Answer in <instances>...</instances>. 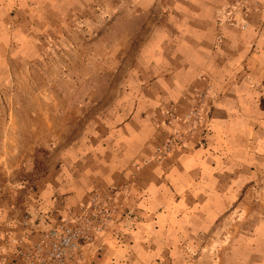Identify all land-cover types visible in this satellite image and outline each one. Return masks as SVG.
<instances>
[{
  "label": "crops",
  "instance_id": "0c3cea01",
  "mask_svg": "<svg viewBox=\"0 0 264 264\" xmlns=\"http://www.w3.org/2000/svg\"><path fill=\"white\" fill-rule=\"evenodd\" d=\"M45 1L11 2L7 32L29 38L23 15ZM100 1L110 4L63 0L54 32L69 46V94L62 80L49 94L5 80L0 223L18 237L30 213L45 229L92 190L116 186L127 218L83 264H264V0L244 29L241 13L228 21L236 0H135V14L115 16L117 32L91 9ZM99 71L116 78L101 84ZM200 91L205 136L200 128L185 148L152 159L164 110H187ZM9 229L0 226V264L14 258Z\"/></svg>",
  "mask_w": 264,
  "mask_h": 264
},
{
  "label": "built area",
  "instance_id": "2783aa9c",
  "mask_svg": "<svg viewBox=\"0 0 264 264\" xmlns=\"http://www.w3.org/2000/svg\"><path fill=\"white\" fill-rule=\"evenodd\" d=\"M255 1H234L228 8L229 23L238 22L237 16L243 15L239 25L246 28ZM206 95V91L198 92L187 110L180 111L176 102L164 110L166 118L158 123V127L166 131V137L153 147L152 159L163 161L177 149L185 148L200 128L205 136L208 123L203 113ZM120 196L121 189L116 186L92 190L76 209L71 208L54 220L46 218L49 226L45 229L39 228L40 223L32 221V215L27 213L20 221L23 234L18 237L12 234L9 224L0 223L10 228L4 240L14 245V258L10 264H83L89 250L100 254L103 238L108 234L116 236L114 226L127 218ZM0 262L4 263L5 258Z\"/></svg>",
  "mask_w": 264,
  "mask_h": 264
},
{
  "label": "rangeland",
  "instance_id": "374dc122",
  "mask_svg": "<svg viewBox=\"0 0 264 264\" xmlns=\"http://www.w3.org/2000/svg\"><path fill=\"white\" fill-rule=\"evenodd\" d=\"M13 1L15 0H0V94L4 97L6 91L5 80L7 78L31 80L33 83L29 88L13 85L10 89L41 90L45 94H49V91L53 90L57 80H62V93L63 95L69 94L71 87L64 82V80H68L70 75L69 46L66 45V42L60 41L57 33L54 32V30H57L55 28L57 26L56 22L62 16V10H67L66 4L63 3V0H47L46 3L42 4L43 7L35 8V14L30 13L29 8H27L23 15L25 24L22 26V33L25 34L23 36L27 35L30 39H19L17 36H13L11 32H7V28H11L7 19H10L16 11L15 8H10ZM91 9L96 15L110 20V24L113 25L112 31L117 32L118 24L114 25L115 16L123 18V16L135 14L136 6L135 0H121V2L110 0L109 5L102 4L100 1L95 3ZM70 14L72 12H69ZM5 32L10 36H6ZM33 32L34 35L30 36V33ZM114 36H116V33ZM35 50H38L40 55L35 54L37 53ZM129 57L131 56H120L119 59L128 62ZM110 58L116 61L118 55H112ZM97 73L99 74L96 75V78L99 81L101 80V84L104 80L116 78V76L112 77L101 71ZM38 80H44L45 85L42 83L41 87L36 86L35 82H38ZM100 83L95 89L98 94H103V87ZM106 85L108 86L107 83ZM26 86H29V83H26Z\"/></svg>",
  "mask_w": 264,
  "mask_h": 264
}]
</instances>
